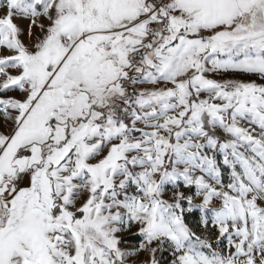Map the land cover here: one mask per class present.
I'll use <instances>...</instances> for the list:
<instances>
[{
    "label": "snow or ice",
    "instance_id": "1",
    "mask_svg": "<svg viewBox=\"0 0 264 264\" xmlns=\"http://www.w3.org/2000/svg\"><path fill=\"white\" fill-rule=\"evenodd\" d=\"M0 264H264V0H0Z\"/></svg>",
    "mask_w": 264,
    "mask_h": 264
}]
</instances>
